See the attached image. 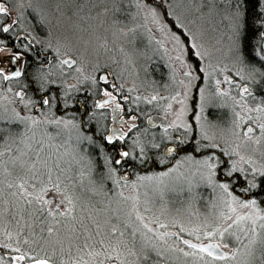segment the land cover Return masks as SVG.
<instances>
[{"label": "snow or ice", "instance_id": "1", "mask_svg": "<svg viewBox=\"0 0 264 264\" xmlns=\"http://www.w3.org/2000/svg\"><path fill=\"white\" fill-rule=\"evenodd\" d=\"M0 264H264V0H0Z\"/></svg>", "mask_w": 264, "mask_h": 264}, {"label": "rangeland", "instance_id": "2", "mask_svg": "<svg viewBox=\"0 0 264 264\" xmlns=\"http://www.w3.org/2000/svg\"><path fill=\"white\" fill-rule=\"evenodd\" d=\"M160 64L162 67H160ZM156 67L159 69V71L156 73V78L160 84H163L165 82V80L167 79V73L169 70L165 67V61L162 58L159 60V63ZM159 72H161V74H163L162 78L158 77ZM205 194H207V193H205ZM194 207L198 208L202 212L205 210L203 207V201H200L199 203L194 204Z\"/></svg>", "mask_w": 264, "mask_h": 264}, {"label": "trees", "instance_id": "3", "mask_svg": "<svg viewBox=\"0 0 264 264\" xmlns=\"http://www.w3.org/2000/svg\"><path fill=\"white\" fill-rule=\"evenodd\" d=\"M160 67H162L161 64H160ZM158 75H159V76H158L159 78H162V76H163V74H161V72H159ZM156 79H157V78H156Z\"/></svg>", "mask_w": 264, "mask_h": 264}]
</instances>
